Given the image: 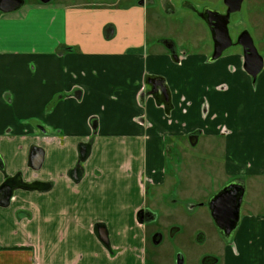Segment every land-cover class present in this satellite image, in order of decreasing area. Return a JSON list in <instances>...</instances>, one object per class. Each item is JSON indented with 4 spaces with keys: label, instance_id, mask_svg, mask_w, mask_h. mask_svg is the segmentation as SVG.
Here are the masks:
<instances>
[{
    "label": "crops",
    "instance_id": "1",
    "mask_svg": "<svg viewBox=\"0 0 264 264\" xmlns=\"http://www.w3.org/2000/svg\"><path fill=\"white\" fill-rule=\"evenodd\" d=\"M102 1L0 14V188L17 176L33 186L0 206V264H146L152 232L139 212H154L151 189L200 143L221 153L226 182L264 195V35L254 80L239 45L215 61L150 54L144 1L111 14L140 20L120 42ZM260 204L241 207L218 264H264Z\"/></svg>",
    "mask_w": 264,
    "mask_h": 264
},
{
    "label": "rangeland",
    "instance_id": "2",
    "mask_svg": "<svg viewBox=\"0 0 264 264\" xmlns=\"http://www.w3.org/2000/svg\"><path fill=\"white\" fill-rule=\"evenodd\" d=\"M141 1L149 4L145 45L150 54L154 53L156 49L167 51L163 42L169 40L174 44L178 56L185 57L188 54H205L209 58L212 56L213 40L209 28L201 19L200 14L205 8H217L222 11L224 8L223 0H105L102 1L104 4L114 8L108 13L98 12L99 16H96L101 18L108 14V17H111L110 23L113 22L112 25H116L121 33L120 42L128 34L131 39H134L132 33L135 28H138L140 20H137L136 16L133 20L129 18V24L133 21L130 25H134V28H131L120 17L113 20L114 17L111 14L114 11L120 14L123 10H128L127 8L136 7ZM65 3L81 5L86 2L85 0H53L47 8L64 6ZM40 7L37 0H25V4L16 12L25 13ZM90 7L94 11H107L104 7H95L96 9L93 5ZM2 16L0 15V17ZM243 31L250 33L255 47L260 50L263 42L261 37L264 35V0H244L241 11L231 17L230 33L233 40H237ZM45 39L47 40L46 37L40 38L43 42ZM238 50H240L238 45H233L224 54ZM259 53L263 55L261 51ZM186 148L187 155L178 163H182L180 165L181 173L175 171L176 168L173 170V166L170 167L169 163L166 186L158 191L154 189L150 191L148 204L157 215V222L150 225L149 232H158L164 238L159 246L152 247L150 243V248L153 249L147 251L146 264H177L178 256L183 257L184 264H201L204 256L210 255H213L210 264H218L216 257L227 244L219 236L207 206L208 201L215 194L232 182L227 183L225 181L226 177L222 172L221 153L215 149L213 154H210L211 146H205L204 143H200L195 148ZM169 162L172 164V161ZM176 172L180 177L179 184H177ZM250 186L251 184H249V191L247 186L242 204L248 209V206L259 202L264 204V195L262 199H258ZM179 188L181 190L187 188L191 194L189 196L177 195L176 192ZM199 202L204 203V208L199 209V206L197 207L196 203L199 204ZM262 206L260 204L259 207L251 211L263 213L264 207ZM174 227L178 228L179 232L176 233L177 230L175 229V234L170 237V230ZM203 234L206 235V239ZM200 236L203 238L202 242L198 240Z\"/></svg>",
    "mask_w": 264,
    "mask_h": 264
},
{
    "label": "water",
    "instance_id": "3",
    "mask_svg": "<svg viewBox=\"0 0 264 264\" xmlns=\"http://www.w3.org/2000/svg\"><path fill=\"white\" fill-rule=\"evenodd\" d=\"M38 1L47 5L53 0ZM243 2L244 0H224V4L228 8L225 15L211 8H205L200 14L201 19L210 30L213 40L214 50L210 57L211 61L220 58L227 49L233 46V40L228 29L230 16L241 11ZM23 5L24 0H0V13L15 12ZM235 45H239L243 49L244 69L255 80L263 69V58L259 55L250 33L243 31L238 36ZM172 53L174 54V52ZM149 84H151L154 92L160 91L168 99L164 80L160 78L150 79ZM190 141L195 146L197 138L193 137ZM1 165L3 167V164ZM32 187L24 184L20 176L7 179L0 188V206H8L16 190H29ZM245 191V181L237 179L215 194L208 203L211 218L226 242H230L239 224ZM162 240V234H157L153 237V244L157 246L161 244Z\"/></svg>",
    "mask_w": 264,
    "mask_h": 264
},
{
    "label": "flooded vegetation",
    "instance_id": "4",
    "mask_svg": "<svg viewBox=\"0 0 264 264\" xmlns=\"http://www.w3.org/2000/svg\"><path fill=\"white\" fill-rule=\"evenodd\" d=\"M24 2H25V0H24ZM223 6H224V8H223V10L221 11L220 9H217V8H212V10H216V11H219L221 14H223V15H225L226 13H227V6H225V4H224V0H223ZM1 14V13H0ZM234 14H236V13H234ZM234 14H232L231 16H230V23H229V25H228V29H229V34H230V37H231V33H230V24H231V17L234 15ZM210 31V30H209ZM210 34H211V32H210ZM239 35V34H238ZM212 37V36H211ZM231 39L233 40V38L231 37ZM236 41L237 40H233V45H235V43H236ZM163 45H164V47L167 49V51H170V52H174V55H175V52H176V50H175V47H174V44H172V42L171 41H169V40H167V41H165V42H163ZM232 182L233 181H235V180H231ZM230 181V182H231ZM227 183H229V182H227ZM225 186V185H224ZM175 192H176V190H175ZM208 203H209V201H208ZM208 203H207V206H208ZM197 204V207L200 209V208H202L203 207V205H204V203L203 202H199V204L198 203H196ZM209 209V208H208ZM210 212V211H209ZM211 216V215H210ZM139 219L141 220V221H143V222H145L147 225H152L153 223H156L157 222V215L154 213V212H152V211H150V210H143V211H140L139 212ZM172 230H170V233H169V236L170 237H172V235L173 234H175L174 232V230L176 229L177 231H176V233L177 232H179L178 231V228H171ZM216 230H217V232H218V234H219V236L221 237V239L224 241V242H226L225 240H224V238H223V236H222V234L220 233V231H219V229L216 227ZM158 234V232H153L152 234H151V242H152V245L154 246V247H156V245H154L153 244V237L155 236V235H157ZM163 236V235H162ZM203 236H205V239L207 238L206 237V235L205 234H203ZM164 238V237H163ZM198 240H199V242H202L203 241V238L200 236V237H198ZM162 242H163V240H162ZM162 242H161V244H162ZM161 244H159V245H161ZM159 245H157V246H159ZM213 257V255H210V256H204V258L202 259V261H201V264H210L211 263V258ZM216 259L218 260V263H219V257H216ZM177 264H184V259H183V257L182 256H178L177 257Z\"/></svg>",
    "mask_w": 264,
    "mask_h": 264
}]
</instances>
